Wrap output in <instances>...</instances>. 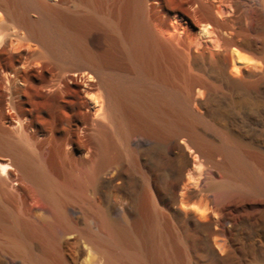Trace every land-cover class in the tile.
Here are the masks:
<instances>
[{
    "label": "bare ground",
    "instance_id": "obj_1",
    "mask_svg": "<svg viewBox=\"0 0 264 264\" xmlns=\"http://www.w3.org/2000/svg\"><path fill=\"white\" fill-rule=\"evenodd\" d=\"M67 1L0 0V86L6 85L8 104L16 109L31 92L47 91L53 96L54 110L69 112L64 131L53 114L45 115L41 124L16 121L17 128L13 119L0 114L1 172L31 184L48 204L24 213L0 209V264H56L55 254L61 257L57 250L64 246L71 248V257H59L60 264H80L90 254L80 237L58 239L72 230L66 215L77 210L64 208L69 193L55 179L58 174L70 179L74 165L88 169L91 162L95 168L90 182L120 179L115 167L121 157L110 131L123 144L156 143L168 153L186 136L208 164L214 162L215 152L223 154L222 181L215 186L223 198L264 199V131L254 128L260 113L264 127V0H183L194 8L186 17L189 27L180 37L175 33L168 39L156 34L146 20L145 5L150 0H125L112 19L106 15L99 20L95 5L84 19L63 8ZM76 1L92 7L90 0ZM100 22L120 33L101 55L89 50L85 38ZM175 41L181 50L173 46ZM120 47L131 75L115 69L113 51ZM185 59L199 66V73L177 81L178 75L165 62ZM96 88L103 91L98 117L109 125L91 120L86 113L91 107L83 96ZM220 89L247 94L254 110L248 142L233 138L228 145L213 146L193 131V125L203 120L192 112L191 103L202 105V98ZM72 96L79 119L67 107ZM171 108L179 114L178 121L165 118ZM156 113L163 116L155 120ZM183 161L186 164L184 154ZM85 182L78 181L75 190L82 191ZM3 185L0 181V189ZM114 203L124 227L117 228L101 215L98 224L105 233L93 239L103 264H124L122 257L130 264H173L176 251L186 248L170 231L148 189L138 194L133 205ZM227 221L225 216L221 220L225 233Z\"/></svg>",
    "mask_w": 264,
    "mask_h": 264
},
{
    "label": "rangeland",
    "instance_id": "obj_2",
    "mask_svg": "<svg viewBox=\"0 0 264 264\" xmlns=\"http://www.w3.org/2000/svg\"><path fill=\"white\" fill-rule=\"evenodd\" d=\"M90 1L92 7L78 4L76 0H69L63 8L71 14L77 12L79 17L82 15L81 18L86 19L90 8L94 10L95 5L97 11L94 10L96 13L94 16L99 20L106 15L108 17L105 18L112 19L109 17L120 8L118 4L125 5V0L122 2L121 0ZM117 6L119 8H116ZM145 7L146 20L151 23L154 32L167 39L175 33L177 37L181 36L180 34L189 27L186 17L194 9L186 5L183 0H150ZM33 17L36 18L35 15ZM118 21L117 18L116 22ZM100 24L102 23L89 29L85 38L89 50L101 55L110 49L112 41L120 33ZM108 38L110 40H107ZM173 46L181 50L178 42L175 41ZM114 50L113 54L117 56L115 69L131 75L133 70L123 57L121 47ZM165 67L178 75L177 81H180L185 74L195 75L200 70L199 66L189 64L186 59L184 61L168 60L165 62ZM71 86L73 87L72 84ZM5 88L6 85L0 86L2 90H0V97L2 93L3 96L7 94L0 100V114L5 113L11 120L13 119L14 127L17 128L18 125L20 127V124H27L31 120H35L36 124H41L45 115L53 114L58 121L60 131L68 128L69 112L54 110L53 96L47 91L31 92L25 97L28 103L25 101L24 105H18L15 109L8 104V91ZM101 96H103V91L100 88L92 89L88 91V95L83 96L88 107L89 105L91 107L86 113L91 120L97 119L109 125L107 121L98 117L101 114L99 105ZM75 101V97H70L67 107L75 118L79 119L81 114ZM17 102L19 103V100ZM200 102L202 105L194 100L190 105L192 112L203 120L193 125V131L213 146L228 145L233 138L248 142L249 132L253 128L250 120L254 110L248 103L247 94L220 89L212 97H204ZM258 115L254 128L260 132L264 131V127L260 123L262 113ZM159 116L163 115L156 113L153 118L157 120ZM164 116L170 120L180 119L174 108L167 109ZM4 127L8 129L6 125ZM9 130L11 131V128ZM110 133L114 136L113 141L121 157L115 167L120 179L113 183L102 180L95 183L90 182L89 177L95 168L94 162L90 163L88 169L74 165L70 169L72 172L70 179L64 174H58L55 179L58 185L69 193H67L69 196L67 200L65 199L64 208L73 207L77 210V214L67 213L66 215L72 230L67 235L60 234L58 239L80 237V244L90 249V254L84 256L80 264L104 263L103 257L95 254L93 241L94 237H102L105 233L98 224L99 217L104 215L117 228H123L124 223L116 213L114 202L120 205L126 203L133 205L138 194L145 189H148L149 195L164 214L170 231L178 235L185 244V249L176 251L173 264H264V199L251 198L252 201H248L246 197L225 196L223 198L219 194L216 187L222 181L220 172L224 161L222 153L215 152L214 162L208 164L186 136L177 140L176 145L171 148V153H168L164 147L156 143L138 146L123 144L114 135V131ZM183 154L186 156V164L183 161ZM80 180L86 181L82 191L75 190V185ZM0 181L4 183V187L0 189V209L5 208L16 213H24L34 206L48 207L42 194L31 184L9 179L1 170ZM166 188L169 190L168 194ZM259 203H262V206H257ZM224 216L228 218L225 224L228 233L223 232L221 225ZM127 244L128 248L132 247L129 243ZM59 249L57 250L59 255L71 257V248L64 246L61 250ZM117 252L119 253L118 250ZM55 257L56 264H60L61 257L57 254ZM121 262L130 264L123 257Z\"/></svg>",
    "mask_w": 264,
    "mask_h": 264
},
{
    "label": "water",
    "instance_id": "obj_3",
    "mask_svg": "<svg viewBox=\"0 0 264 264\" xmlns=\"http://www.w3.org/2000/svg\"><path fill=\"white\" fill-rule=\"evenodd\" d=\"M85 71H89V70L85 69Z\"/></svg>",
    "mask_w": 264,
    "mask_h": 264
}]
</instances>
